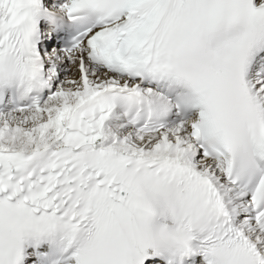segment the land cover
I'll return each instance as SVG.
<instances>
[{"label":"snow or ice","instance_id":"1","mask_svg":"<svg viewBox=\"0 0 264 264\" xmlns=\"http://www.w3.org/2000/svg\"><path fill=\"white\" fill-rule=\"evenodd\" d=\"M0 264H264V0H0Z\"/></svg>","mask_w":264,"mask_h":264}]
</instances>
